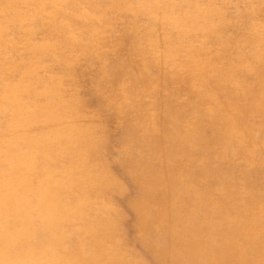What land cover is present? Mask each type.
Returning a JSON list of instances; mask_svg holds the SVG:
<instances>
[{
    "label": "rangeland",
    "instance_id": "rangeland-1",
    "mask_svg": "<svg viewBox=\"0 0 264 264\" xmlns=\"http://www.w3.org/2000/svg\"><path fill=\"white\" fill-rule=\"evenodd\" d=\"M0 264H264V0H0Z\"/></svg>",
    "mask_w": 264,
    "mask_h": 264
}]
</instances>
